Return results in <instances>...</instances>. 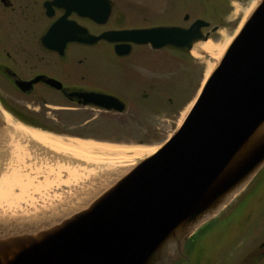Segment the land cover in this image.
<instances>
[{
  "label": "water",
  "instance_id": "water-1",
  "mask_svg": "<svg viewBox=\"0 0 264 264\" xmlns=\"http://www.w3.org/2000/svg\"><path fill=\"white\" fill-rule=\"evenodd\" d=\"M102 1L99 21L109 13L108 0ZM88 15L94 17L91 10ZM206 24L197 20L186 30L106 31L89 35L88 42L126 39L188 50L186 38L196 39ZM59 30L56 22L45 37ZM64 39L83 41L75 28ZM114 51L124 53L117 45ZM77 95L96 105L107 98ZM263 166L264 0H257L181 124L154 152L107 187L83 194L60 216L45 210L0 213V264H170L184 237Z\"/></svg>",
  "mask_w": 264,
  "mask_h": 264
},
{
  "label": "flooded vegetation",
  "instance_id": "flooded-vegetation-1",
  "mask_svg": "<svg viewBox=\"0 0 264 264\" xmlns=\"http://www.w3.org/2000/svg\"><path fill=\"white\" fill-rule=\"evenodd\" d=\"M126 1L108 0L107 18L99 21L104 13L102 0H0V175L16 164V142L25 146L20 153L19 168L32 181L42 177L38 172L41 152L53 155L32 141H20L13 132L15 124L60 137L148 144L151 141L147 134H159L176 123L192 97L187 95L190 79L182 76L179 69L185 62L195 64L198 61L190 55L192 49L200 43L214 41L211 35L220 25L211 24L194 13L193 1L150 0L140 11ZM218 8L221 10L222 6L213 4V13L217 14ZM89 10L94 17L88 15ZM116 10L124 22H112ZM191 14L199 16L192 18ZM163 15L169 19L161 20ZM197 20L207 24L199 28L196 39L186 38L188 50L169 43L154 46L151 42L126 39L88 42L89 35L98 36L105 31L157 27L186 30ZM56 22L59 32L45 37ZM74 28L83 41L64 39L66 31L72 35ZM116 45L124 53H116ZM105 46L107 52L103 54L113 60L109 65H104V61L98 66L91 64L89 50ZM168 67L173 68V73L166 70ZM110 73L117 76L111 78ZM82 92L102 94L107 98L103 105L83 103V98L77 95ZM162 114L163 118H159ZM82 132L107 135H84ZM133 133H140L142 137L137 140L129 137ZM120 134L125 136L120 137ZM33 188L28 189L30 195L34 193ZM12 191L19 193L17 187ZM29 205L21 204V208L34 211L35 204ZM208 221L184 239L181 251L174 254L170 264H198L197 255L187 253L189 240ZM259 247L258 256H264L262 246Z\"/></svg>",
  "mask_w": 264,
  "mask_h": 264
},
{
  "label": "rangeland",
  "instance_id": "rangeland-1",
  "mask_svg": "<svg viewBox=\"0 0 264 264\" xmlns=\"http://www.w3.org/2000/svg\"><path fill=\"white\" fill-rule=\"evenodd\" d=\"M146 1L150 0H127L126 2H129L137 11H140V8L144 7ZM154 1L155 0H152V2ZM180 1H193L192 4L194 5L191 6L194 13L199 14L200 17L208 19L211 24L220 25L219 30L212 33L211 36L214 41L211 43H213L215 47L223 48L224 50L233 35L237 32L240 21L244 16L243 13L239 11V8H246L252 1L256 2L257 0H240L239 2L234 0ZM122 2L124 1H119V3ZM213 4L222 6L221 10H219V8L217 9V14H215L216 12L213 13ZM199 15L191 14V17L194 18ZM167 17L168 16L163 15L161 20H165ZM168 19L169 17L167 20ZM112 22H124V18L119 15L117 10L112 15ZM105 52H107L106 46L102 49L97 47L91 48L88 53L89 62L96 66L101 65V61H104V65L105 63L108 64L113 59L108 57L107 54L104 55L103 53ZM190 55L198 61H195V64L185 62L184 66L179 70L181 71L182 76L189 77L190 79L187 95L192 97L190 102L182 110L179 118H177L176 123H172L168 130L162 131L159 134H147V138L151 141L148 144L137 141L115 142L112 144L141 145L154 147V150H156V148H158L173 133V130L178 127L184 115L187 113L192 100L197 94L204 78L208 74L206 73L204 60L209 59L212 68L216 63V60L209 58L207 54H201L200 58L192 53ZM101 58L103 59L101 60ZM185 59L187 60L186 57ZM172 69V67L166 68L170 73H173ZM114 76L117 75L109 74V77L111 78ZM158 116L159 118H163V114ZM82 134L107 135L106 133L96 132H82ZM123 136L125 135L120 134V137ZM129 137L137 140L142 137V134L133 133L130 134ZM67 138H71V136H67ZM87 139L108 143L107 141L93 139L91 137H88ZM148 154L124 159L116 167L117 169L110 174L100 173V171H92L90 168H86L82 163L74 162L73 165H77L79 171H77L76 168L75 171L77 177L73 178L68 176L67 168L62 166L63 164H66V160H62L57 154L50 155L43 153L42 151L41 164L39 166L40 170L38 171L42 174V177L39 181H33L35 184H30L31 188L34 187V193L30 195V197H32V203L35 204V207L33 208L37 211L45 210L54 212L56 217L60 216L64 213L60 212V210L68 209L72 204L74 205V203L85 193H88V195L91 196L97 191L107 187L112 180L123 173L128 167L133 166ZM66 180H68L69 183H66ZM24 202H26L25 204L27 205L30 204L29 201H18L19 204H24ZM215 216L217 217L215 218ZM215 216H213L214 218L212 217L209 219L208 223L203 226L202 230L189 240L190 243L187 253L197 255L195 258H199L198 264H264V256H258L259 245L264 242V166L248 185L232 199L228 206L224 207Z\"/></svg>",
  "mask_w": 264,
  "mask_h": 264
},
{
  "label": "bare ground",
  "instance_id": "bare-ground-1",
  "mask_svg": "<svg viewBox=\"0 0 264 264\" xmlns=\"http://www.w3.org/2000/svg\"><path fill=\"white\" fill-rule=\"evenodd\" d=\"M254 4L255 2L252 1L248 7L239 8V11L244 15L240 24ZM222 51L223 48H217L211 42H204L198 44L196 48H193L191 53L198 58L201 57V54H207L209 58L217 60ZM204 64L206 66V73H209L208 71L212 68L210 60L205 59ZM6 121L9 122L7 117ZM13 132L20 141H32L40 148L48 149L53 154L60 156L62 160H66V164L62 166L67 168L68 176L73 178L77 177L76 168L79 171L78 166L73 165L74 162L82 163L92 171L110 174L117 169L116 167L124 159L152 153L155 149L154 147L141 145H122L90 139L63 138L42 130L28 128L21 124H15L13 126ZM24 148L25 146L16 142L14 160L16 164L9 172L5 171L0 175V209L2 210L0 213H25L28 210L21 208V204L18 203L20 200L29 201L30 205H33L32 197L28 193L29 186L33 181L28 175L23 174L19 168L22 162L20 153ZM66 183H69L68 180H66ZM14 187L19 189L18 194L13 193L12 190Z\"/></svg>",
  "mask_w": 264,
  "mask_h": 264
}]
</instances>
